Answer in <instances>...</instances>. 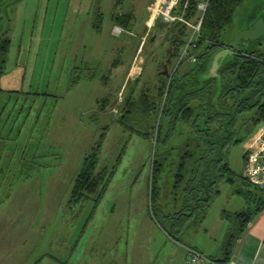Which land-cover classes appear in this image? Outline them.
<instances>
[{
  "label": "rangeland",
  "instance_id": "rangeland-1",
  "mask_svg": "<svg viewBox=\"0 0 264 264\" xmlns=\"http://www.w3.org/2000/svg\"><path fill=\"white\" fill-rule=\"evenodd\" d=\"M150 1L15 0L6 6L4 36L11 43L0 72V264H173L185 245L221 240L215 203L177 238L165 232L148 191L154 111L144 115L139 108L140 116L118 120L130 89L136 100L153 95L161 80L168 42L164 29L146 31ZM263 8L264 0H242L220 37L229 40ZM117 11L134 19L115 36ZM253 46L264 52V38ZM139 52L141 69L129 78ZM261 126L226 150L235 172L242 170L244 143ZM100 134L102 195L69 203L73 178ZM236 185L242 186L223 181L218 203L245 206L242 196L232 198Z\"/></svg>",
  "mask_w": 264,
  "mask_h": 264
},
{
  "label": "trees",
  "instance_id": "trees-1",
  "mask_svg": "<svg viewBox=\"0 0 264 264\" xmlns=\"http://www.w3.org/2000/svg\"><path fill=\"white\" fill-rule=\"evenodd\" d=\"M241 1L209 0L197 45L192 49L196 60L183 62L173 71L169 66L184 42L186 29L184 26L156 23L155 26L164 29V39L168 42L164 57L166 59L170 55L168 73L165 75L161 72V63L158 74L161 80L153 95L144 92L135 100L132 99L133 90L130 89L131 93L124 96L121 102L122 110L118 120L131 113L140 116L137 114L139 108L144 111V115L150 109L154 111V126L147 131L151 140L149 196L152 205L155 204L159 210L158 222L162 223L161 227L171 237L177 238L187 223L196 224L204 218L213 197L219 191L221 181L234 183L240 177L252 187L263 188L250 183L242 172L232 170L222 147L226 143L225 147L228 149L231 144L242 142L259 123L264 122V95L246 106L249 109L255 105L251 112H244L239 118L238 135H234L233 131L221 136L223 126L222 122L218 123L221 119L215 114L217 110L209 115L207 111L208 106L217 107L216 99L219 96L217 86L214 88L211 83V78L216 77L203 76L207 70V62L211 54L222 45L220 34L232 20L234 9ZM111 18L113 24L122 25L126 31L133 23L134 16L130 11H117L112 13ZM10 40L4 34L0 36V72H3L4 56ZM218 71L220 90L221 87L229 92L234 87H240L241 91L247 90L246 87L252 86L257 76L261 78L264 73V53L258 48L252 51L236 49ZM236 116L232 115L230 122L236 121ZM101 143L102 134L83 157L81 167L72 181L69 203L85 200L94 193V200L97 201L102 195L103 187L97 189L101 172L96 171L97 151ZM239 190L243 192V189ZM248 191L251 198L255 196L253 206L248 205L235 211L223 209L221 212L228 220V226L219 247L220 262L228 260L237 239L256 213L264 207V193Z\"/></svg>",
  "mask_w": 264,
  "mask_h": 264
},
{
  "label": "built area",
  "instance_id": "built-area-1",
  "mask_svg": "<svg viewBox=\"0 0 264 264\" xmlns=\"http://www.w3.org/2000/svg\"><path fill=\"white\" fill-rule=\"evenodd\" d=\"M191 1L151 0L147 5L149 14L146 19V31H149L156 23L184 26L186 29L184 42L176 58L169 66V69L172 71L183 62H194L196 60V54L192 49L197 45L202 19L207 10L209 0H193V3ZM124 30L122 25L114 23L111 28V33L118 36ZM142 60L140 52L134 55L132 62L137 61V65L136 67L131 66L132 71L131 73L129 71V77L139 73ZM242 173L250 183L264 188V122L244 152ZM185 249L186 258L183 264L214 263L211 257L192 245H185Z\"/></svg>",
  "mask_w": 264,
  "mask_h": 264
},
{
  "label": "crops",
  "instance_id": "crops-1",
  "mask_svg": "<svg viewBox=\"0 0 264 264\" xmlns=\"http://www.w3.org/2000/svg\"><path fill=\"white\" fill-rule=\"evenodd\" d=\"M145 24H146V20H145ZM143 36H144V34H143ZM10 43H11V40H10ZM129 71H130V68H129L128 72ZM128 72H127L126 76H128V74H129ZM129 78H131V77H129ZM12 91H19V90H12ZM30 93L37 94L36 91L35 92L30 91ZM246 142L244 143L245 144L244 152L246 151L248 145L250 144L251 139L247 140ZM243 162H244V153H243ZM242 168H243V166H242ZM240 172H242V170ZM222 182L223 181H221L219 183V185H218L219 191L213 197V199H212V201H211V203H210V205L206 211V214L203 218V219H206L208 217V213L212 210L210 208V206H212V204L215 203V205L216 204L220 205V206L218 205V208H216V211H214V212H216V218H217V215L219 217L217 226H216V224H214V226L217 227V229L215 230L216 234L219 233L220 235H222V238L220 240L219 236L215 237L216 240L214 241L213 244L205 243V242H197L196 244L192 243L193 244L192 246L200 249L201 251L206 253L212 259L214 257H216V259H213L214 263H206V264H264V207L256 213V215L248 223L246 229L243 231L241 236L237 239L235 245L233 246L232 252H231L228 260H226L224 262H220L218 260V257L220 256L219 247H220V244H221L222 239L224 237L226 228L228 226V220L221 215L222 210L226 209L229 211H235V210L245 208L248 205L253 206L256 202V201H254L255 196L253 198H251L250 192L248 191V189L254 190L255 194H257L256 191L259 192V190H264V188L259 189V188L252 187L251 185H248L247 183H245L243 181V179H241L240 177H237V179L234 181V183H230V184L235 185L237 182H241L242 186L236 185L234 187L233 194H231V193L230 194L232 195V198H234V194H236L238 196L236 198H239V196H242L244 203H245V206H244V204H242L243 206L241 205V207H240L239 205L235 206L236 204H234L233 207H235V208H232L231 206H228L227 204L218 203V202H220L219 200H221V198L223 197V190L221 187ZM239 189H243V192H241ZM148 191H149V186H148ZM235 203H237V201ZM238 207H240V208H238ZM203 219L201 221H203ZM210 227H211L210 225H206L204 227V230L207 231L209 234H212L213 232H209V230H208V228H210ZM216 234H214V235H216ZM185 258H186V249L183 246V250L181 252V255L179 256L178 260L176 262H174L173 264H183ZM169 264H171V263H169Z\"/></svg>",
  "mask_w": 264,
  "mask_h": 264
},
{
  "label": "water",
  "instance_id": "water-1",
  "mask_svg": "<svg viewBox=\"0 0 264 264\" xmlns=\"http://www.w3.org/2000/svg\"><path fill=\"white\" fill-rule=\"evenodd\" d=\"M15 0H2L0 2V36L3 35L9 26V18L5 13V8ZM221 35V34H220ZM264 38V8L251 14L249 23L244 27L238 29L229 40H223L221 37L222 45H220L210 56L207 62V70L204 72V77L215 76L218 83L220 82V74L218 69L220 66L230 59L231 55L236 49L244 51H252L255 49H261V47H255L253 44L260 43V39ZM172 47V45H171ZM263 52V51H262ZM264 53V52H263ZM170 59V55L166 57L162 63L161 72L167 75V63ZM220 85V84H219ZM218 85V88L220 87ZM257 192V191H256ZM257 193H264V190H259ZM167 233V232H166ZM175 238V237H173Z\"/></svg>",
  "mask_w": 264,
  "mask_h": 264
},
{
  "label": "flooded vegetation",
  "instance_id": "flooded-vegetation-1",
  "mask_svg": "<svg viewBox=\"0 0 264 264\" xmlns=\"http://www.w3.org/2000/svg\"><path fill=\"white\" fill-rule=\"evenodd\" d=\"M256 79V82L253 83L252 86L246 87L247 90L241 91L240 87L234 89L235 87L233 86L234 88L231 90V92H229L226 89L224 91L222 87L221 90L220 88H218V85L221 84V80L218 83L217 78H211V83L213 87L215 88V86H217V93L219 94V96L218 99H216L217 107L208 106L207 111L209 112V115L213 112H216L217 110L215 114L216 116H218L217 118L221 119L218 123L222 122L223 126L221 136L228 134V132L231 133L233 131H235L234 135H238V133L240 132V130H238L239 118L244 115V112H251L253 109L252 107H254L255 105L250 106V110L246 109V106L249 102L251 103L253 101H257L264 95V73L262 74L261 78L257 76ZM245 97L246 99H244ZM223 112L224 114H222ZM235 114L237 115L236 121L230 122V117ZM225 144L223 145L224 148L222 147V150L226 152L227 147H225Z\"/></svg>",
  "mask_w": 264,
  "mask_h": 264
}]
</instances>
